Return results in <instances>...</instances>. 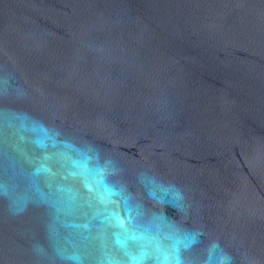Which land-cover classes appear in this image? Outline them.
Returning <instances> with one entry per match:
<instances>
[{
	"label": "water",
	"instance_id": "obj_1",
	"mask_svg": "<svg viewBox=\"0 0 264 264\" xmlns=\"http://www.w3.org/2000/svg\"><path fill=\"white\" fill-rule=\"evenodd\" d=\"M0 264H264V0H0Z\"/></svg>",
	"mask_w": 264,
	"mask_h": 264
}]
</instances>
